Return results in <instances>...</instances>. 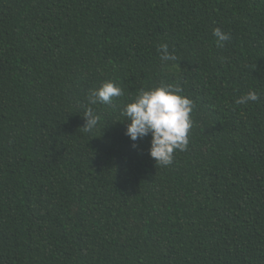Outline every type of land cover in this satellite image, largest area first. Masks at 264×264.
<instances>
[{
	"label": "trees",
	"instance_id": "1",
	"mask_svg": "<svg viewBox=\"0 0 264 264\" xmlns=\"http://www.w3.org/2000/svg\"><path fill=\"white\" fill-rule=\"evenodd\" d=\"M162 83L195 105L167 166L121 114ZM0 264H264V0H0Z\"/></svg>",
	"mask_w": 264,
	"mask_h": 264
},
{
	"label": "clouds",
	"instance_id": "2",
	"mask_svg": "<svg viewBox=\"0 0 264 264\" xmlns=\"http://www.w3.org/2000/svg\"><path fill=\"white\" fill-rule=\"evenodd\" d=\"M217 45L223 47L231 39V34L220 28L213 30ZM158 51L162 61H174L176 56L169 52L167 44H162ZM124 95L122 87L113 82L105 81L98 88H93L87 96L88 105L98 103L110 104L113 98ZM260 93L250 90L236 99L237 105L256 102ZM194 101L183 94L179 84H160L159 86L142 89L135 99L122 109V115L128 121L126 135L132 141L151 135L150 156L157 166H167L173 162L174 152L186 149L189 133L193 125L192 112ZM83 116L84 132H91L99 122V117L92 107H86Z\"/></svg>",
	"mask_w": 264,
	"mask_h": 264
}]
</instances>
